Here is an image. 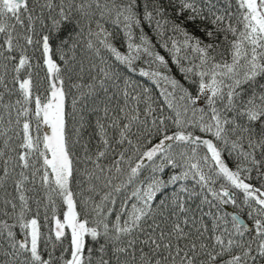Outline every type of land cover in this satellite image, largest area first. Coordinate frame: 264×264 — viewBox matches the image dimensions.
<instances>
[{
  "label": "snow or ice",
  "instance_id": "1",
  "mask_svg": "<svg viewBox=\"0 0 264 264\" xmlns=\"http://www.w3.org/2000/svg\"><path fill=\"white\" fill-rule=\"evenodd\" d=\"M169 4L0 0V264H264V0Z\"/></svg>",
  "mask_w": 264,
  "mask_h": 264
},
{
  "label": "trees",
  "instance_id": "2",
  "mask_svg": "<svg viewBox=\"0 0 264 264\" xmlns=\"http://www.w3.org/2000/svg\"><path fill=\"white\" fill-rule=\"evenodd\" d=\"M214 2L217 3V7H223V6L227 5L228 0H214ZM147 3L149 4L150 7L152 6L153 3H158L164 9H166L165 17L163 19H168L170 21H176L177 23L180 22V20H178L177 17H176V14H175V11L173 10V7L169 4V0H147ZM232 4H233V11H235V0H232ZM185 15H187V13H185ZM156 19H161L162 22H163V19L161 17H156ZM233 22L235 23V20H233ZM185 26L188 28L189 31H193L196 35H201V33H199L198 31H196L194 29L192 24H186ZM112 27H113L112 25H109V28H112ZM166 27L168 29H170L171 28V24H168ZM37 28L39 29V26H37ZM137 31H139V30H137ZM144 31L151 37V39L153 41L156 40L155 33L147 25H145ZM170 35H173V33L171 31H167L166 32V36H170ZM120 39H122V34H121V38ZM177 39H179V37H177ZM117 46L118 47L120 46L119 42L117 43ZM159 50L161 51V54H165L166 55V53L164 52L163 49H159ZM29 55H32V50L31 49H29ZM81 55L90 56V53H84L83 50L81 49L78 52V54H77V59L78 60L81 58ZM31 63L33 65L32 73H33L34 83H36L38 86L42 85L41 86V91H42L43 90V86H46V81H43V78L45 76V71L43 69H41V68L36 67V65L38 63L42 64V61H37V59L34 56L32 61H31ZM9 68H11V65L9 66ZM119 70L122 71V72H126L127 71L126 69H123L122 67ZM11 75H12V73L9 71V74H8V77H7L8 80H11ZM24 75H26V71H22L21 76L23 77ZM134 78L141 79V80L143 79V78L135 77V76H134ZM153 91H154V93H158V90H156L155 88H153ZM73 93H74V90H73ZM15 98H16L15 96L12 97L13 100ZM8 99H9L8 96L5 95V102H7ZM66 103H67V110L69 112H71L72 111V108H71L72 94H69ZM2 111L3 110L0 109V112H2ZM13 116H15V113H13ZM4 122H5V124L7 123V116L6 115H5V121ZM72 123H73L72 119L69 118L68 124H69L70 127H71ZM88 131L90 132L91 128H89ZM87 134L88 133L86 132L85 135H87ZM0 147H3V141L2 140H0ZM0 166H2V165H0ZM81 167H82V165H81ZM30 187H31V185H30ZM72 187H73L74 191H79V189L76 187L75 183H73ZM217 187H218V185H217ZM8 191L9 192L12 191L11 187H9ZM3 195H4V193L0 192V196H3ZM29 195H32V194L29 193ZM239 195L240 194H238V198H239ZM58 205H59V202H58ZM32 207H33V213L32 214H35V208H36L35 204H33ZM48 215H49V217H51V210L50 209L48 210ZM57 215L62 218V208L59 207V206L57 208ZM44 216H45V210L42 207L40 209V214H39V223L41 225V231L43 233L47 234L48 231H49V227H52L54 225H53V222L51 221V219H49L46 222L45 219H44ZM9 223H11V221H9ZM15 231L19 235L22 236V234L19 232L18 228L15 229ZM65 244H67V241H65Z\"/></svg>",
  "mask_w": 264,
  "mask_h": 264
},
{
  "label": "rangeland",
  "instance_id": "3",
  "mask_svg": "<svg viewBox=\"0 0 264 264\" xmlns=\"http://www.w3.org/2000/svg\"><path fill=\"white\" fill-rule=\"evenodd\" d=\"M118 47V46H117ZM123 51V49H121ZM144 67H147L146 65Z\"/></svg>",
  "mask_w": 264,
  "mask_h": 264
}]
</instances>
